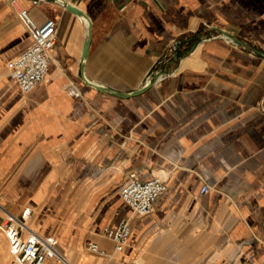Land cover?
I'll return each instance as SVG.
<instances>
[{
	"label": "crops",
	"instance_id": "obj_1",
	"mask_svg": "<svg viewBox=\"0 0 264 264\" xmlns=\"http://www.w3.org/2000/svg\"><path fill=\"white\" fill-rule=\"evenodd\" d=\"M21 7L58 23L48 74L28 92L8 66L30 41ZM215 27L249 46L200 39ZM174 39L178 57L161 58ZM255 48L264 50V0H0V224L29 207L28 225L55 235L75 264H264ZM157 70L131 96L90 83L126 92ZM131 171L166 181L149 213L119 194ZM121 216L130 234L115 249L102 227ZM0 253L11 264L1 227Z\"/></svg>",
	"mask_w": 264,
	"mask_h": 264
},
{
	"label": "built area",
	"instance_id": "obj_2",
	"mask_svg": "<svg viewBox=\"0 0 264 264\" xmlns=\"http://www.w3.org/2000/svg\"><path fill=\"white\" fill-rule=\"evenodd\" d=\"M18 14L30 34V41L17 55L8 60L9 75L17 81L23 92H28L48 74L58 23L51 17L37 23L25 7H21ZM213 37L235 42L216 27L214 31L201 35L200 39L208 40ZM180 42V39H174L161 58H177L176 47ZM150 75L149 73L146 78L148 79ZM160 76L161 74L158 77ZM165 188L166 181L162 176L153 174L147 178H139L135 171H131L121 184L119 194L123 201L131 207L133 213L146 214L153 210L156 197ZM208 189L209 185L204 183L200 191ZM29 213V207L22 209L20 215L7 211L4 221L0 224L15 263L75 264L58 248L55 235L40 233L28 225L26 218ZM102 231L113 239L115 249H121L130 234L128 217L121 216L114 225H103ZM87 248L106 254V250L99 247L93 240L87 241ZM234 264L252 263L239 260Z\"/></svg>",
	"mask_w": 264,
	"mask_h": 264
},
{
	"label": "water",
	"instance_id": "obj_3",
	"mask_svg": "<svg viewBox=\"0 0 264 264\" xmlns=\"http://www.w3.org/2000/svg\"><path fill=\"white\" fill-rule=\"evenodd\" d=\"M64 2V1H63ZM66 6L68 8H70L71 10H74V11H77L79 12L80 14H84L82 9H80L79 7H77L76 5L72 4V3H69V2H65ZM89 26V24H88ZM216 29H218L219 31L221 32H224L226 35H228L230 38H232V40H234L235 42H239V43H242L244 44L245 46H249L248 43H246L245 41H243L242 39L234 36L233 34H231L229 31L225 30L224 28H221V27H216ZM259 55L263 56L264 57V50L262 49H254ZM161 73L159 71H156L155 73L151 74L150 77L147 79H145L144 83L142 86L136 88V89H133V90H130V91H126V92H123V91H118V90H115V89H110V88H107L103 85H100L96 82H93V81H90V83L98 88H101V89H106V90H110L111 92L113 93H116L118 95H123V96H131V95H135V94H138V93H141L142 91H144L145 89L149 88L152 83L157 80L158 76L160 75Z\"/></svg>",
	"mask_w": 264,
	"mask_h": 264
},
{
	"label": "rangeland",
	"instance_id": "obj_4",
	"mask_svg": "<svg viewBox=\"0 0 264 264\" xmlns=\"http://www.w3.org/2000/svg\"><path fill=\"white\" fill-rule=\"evenodd\" d=\"M8 250H9V248H8ZM0 263H1V256H0ZM13 263L16 264L15 261H14V259H12V261H11V264H13Z\"/></svg>",
	"mask_w": 264,
	"mask_h": 264
}]
</instances>
